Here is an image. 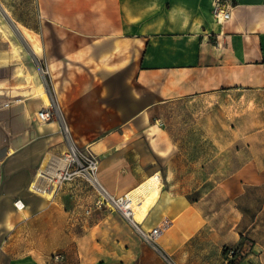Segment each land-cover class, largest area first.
<instances>
[{
    "label": "crops",
    "instance_id": "crops-1",
    "mask_svg": "<svg viewBox=\"0 0 264 264\" xmlns=\"http://www.w3.org/2000/svg\"><path fill=\"white\" fill-rule=\"evenodd\" d=\"M215 1L0 0L21 32L0 33V264H225L226 247L264 264V0H231L223 26ZM51 100L108 193L160 177L145 217L125 216L164 225L167 259L114 238L119 215L87 177L40 176L68 151L61 121L36 120ZM208 151L214 186H162Z\"/></svg>",
    "mask_w": 264,
    "mask_h": 264
},
{
    "label": "built area",
    "instance_id": "built-area-1",
    "mask_svg": "<svg viewBox=\"0 0 264 264\" xmlns=\"http://www.w3.org/2000/svg\"><path fill=\"white\" fill-rule=\"evenodd\" d=\"M235 4L231 0H216L213 7V14L217 21L223 26L227 21H229L233 16V10ZM54 100H51L46 106L41 107L36 112V120L39 122H49L58 119L62 122L63 131L68 140V151L62 158H52L53 162L51 166H54L56 170L55 178L57 181L70 180L78 175H83L87 177L93 184L97 185L100 190V196L96 202V206L100 207L102 205L112 206L115 208L117 200L119 197H115L108 193L105 188L100 184L97 179V171L99 168V159L91 151L82 150L76 141L73 139L72 134L63 119L62 113L57 110L54 105ZM47 166V165H46ZM46 169V167H45ZM47 172V171H46ZM41 174V172H40ZM47 175L50 177L47 173ZM34 188H38L36 183L33 185ZM39 189V188H38ZM19 202V201H18ZM117 206V205H116ZM119 207V206H118ZM122 209V208H121ZM123 210V209H122ZM124 213V212H123ZM128 217H134L132 213L127 214ZM139 234L141 235L144 242L152 246L154 249L159 251L166 259L167 255L159 244V239L163 233V224L160 223L152 229L146 230L140 227V225L134 221ZM235 247H229L225 254V264H230L231 260L238 258L239 254L235 258Z\"/></svg>",
    "mask_w": 264,
    "mask_h": 264
},
{
    "label": "rangeland",
    "instance_id": "rangeland-1",
    "mask_svg": "<svg viewBox=\"0 0 264 264\" xmlns=\"http://www.w3.org/2000/svg\"><path fill=\"white\" fill-rule=\"evenodd\" d=\"M4 8L7 9L8 7L0 5V33H7L9 30H17L18 33H21L18 30L19 28L17 29L14 26V24L10 22V20H9V18L7 16V13L5 12ZM26 50H27V48L25 49V52H26ZM26 54L32 60V55H30L28 53H26ZM35 63H36V60H35ZM36 64H35V68H36L37 76L42 79L44 84L47 85V81L45 79L44 72H43L42 68L40 67V65H38V64L36 65ZM20 72L22 73L23 71L20 70ZM39 92H41V89L39 90ZM54 105L57 108V110L60 111V113H62L61 108H60V106H59L57 101L54 102ZM63 119H64V117H63ZM165 124L166 123H164V122H160L161 126H164ZM66 142L68 144V140L67 139H66ZM177 153L180 154V153H183V152L177 151ZM205 153L207 154V152H205ZM194 154L201 155V151H194ZM214 157H215V152L208 151V158L210 160V164L206 165V166H203V167L188 166V165H186V167H184L183 163H184L185 160H182V165L178 166V171L179 172H178L177 177H180V178L187 177L189 179L188 180H179V181L177 180V181H174L172 183H168V182H163L162 181V183H163L162 186H166L167 187L168 184L172 185L171 186L172 189L174 191H176V192L191 191V190H194L195 188H197L201 184H204L205 186H208V187L214 186L216 184L215 178H216V170H217L216 159ZM192 160L194 161V160H196V158L193 157ZM207 178H209V181L205 182V180ZM111 207L112 206H110V208ZM111 209H112V211H115V213H118V215H119L118 222L120 223V229H118L115 232V237L114 238L118 237L119 235H126V232L130 231V233H132L138 239H141V236H140L136 226L131 223V221L129 220L128 217L125 216V214L123 213V210L120 207L116 206V205H115V208L112 207ZM121 223H123V227L124 228H122ZM150 247L153 248L152 246H150ZM154 250H156V249H154ZM156 252L159 253L162 257H164L159 251L156 250ZM164 253H165V251H164ZM239 256L240 257L242 256L241 258L244 257V255H242L241 252H239Z\"/></svg>",
    "mask_w": 264,
    "mask_h": 264
},
{
    "label": "bare ground",
    "instance_id": "bare-ground-1",
    "mask_svg": "<svg viewBox=\"0 0 264 264\" xmlns=\"http://www.w3.org/2000/svg\"><path fill=\"white\" fill-rule=\"evenodd\" d=\"M50 161H52V158ZM45 167L42 168L40 176H46L47 173L51 175V171L54 169V166H51V168L48 166V168H46V172ZM56 174L57 173L55 172V175ZM159 182V176L155 175L153 177H149L136 188L132 189L124 196H121V198L117 200L116 205L123 209L125 215L132 213L133 211V219H143L147 213V207H149L148 204L150 200L157 197L159 193Z\"/></svg>",
    "mask_w": 264,
    "mask_h": 264
},
{
    "label": "trees",
    "instance_id": "trees-1",
    "mask_svg": "<svg viewBox=\"0 0 264 264\" xmlns=\"http://www.w3.org/2000/svg\"><path fill=\"white\" fill-rule=\"evenodd\" d=\"M228 248H229V247H226V248H225V254H226ZM235 248H236V247H235ZM238 254H239V252H238V249L236 248V251H235V258H236V256H237ZM230 264H236V261H235V260H231Z\"/></svg>",
    "mask_w": 264,
    "mask_h": 264
}]
</instances>
